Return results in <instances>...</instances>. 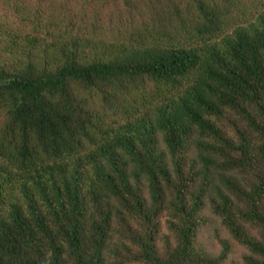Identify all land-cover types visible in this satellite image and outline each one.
Returning a JSON list of instances; mask_svg holds the SVG:
<instances>
[{
	"label": "trees",
	"instance_id": "obj_1",
	"mask_svg": "<svg viewBox=\"0 0 264 264\" xmlns=\"http://www.w3.org/2000/svg\"><path fill=\"white\" fill-rule=\"evenodd\" d=\"M0 264H264V0H0Z\"/></svg>",
	"mask_w": 264,
	"mask_h": 264
}]
</instances>
